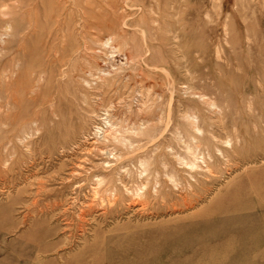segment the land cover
I'll return each instance as SVG.
<instances>
[{"label":"rangeland","instance_id":"1","mask_svg":"<svg viewBox=\"0 0 264 264\" xmlns=\"http://www.w3.org/2000/svg\"><path fill=\"white\" fill-rule=\"evenodd\" d=\"M0 84V264H264V0H0ZM192 112L230 150L195 179Z\"/></svg>","mask_w":264,"mask_h":264},{"label":"bare ground","instance_id":"2","mask_svg":"<svg viewBox=\"0 0 264 264\" xmlns=\"http://www.w3.org/2000/svg\"><path fill=\"white\" fill-rule=\"evenodd\" d=\"M13 14V13H12ZM5 16V15H4ZM155 21V20H154ZM156 22V21H155ZM125 25V24H124ZM144 26V25H143ZM14 28V24L13 23H8V29L13 30ZM146 30V29H145ZM123 32V31H122ZM145 33V32H144ZM4 36V35H3ZM110 37V35H108ZM115 36V35H114ZM113 36V37H114ZM144 37V36H143ZM4 38V37H3ZM115 38V37H114ZM120 38V37H119ZM107 39V38H106ZM113 41V40H112ZM107 42V41H106ZM110 42V38L108 40V42L106 43V45H108V43ZM129 45V44H128ZM127 45V46H128ZM125 46V44H124ZM144 46V45H143ZM119 47V46H117ZM115 47V48H117ZM112 48V47H111ZM114 48V46H113ZM113 48L111 51H113ZM124 48V47H123ZM129 48V46H128ZM127 48V49H128ZM144 48V47H142ZM126 49V50H127ZM109 50V49H108ZM116 50V49H115ZM114 50V51H115ZM119 50V49H118ZM110 51V52H111ZM123 52V51H122ZM128 53V52H127ZM218 53V52H217ZM113 54V53H112ZM12 60V59H11ZM15 62V61H14ZM132 62V61H131ZM10 63V62H9ZM14 64V63H13ZM18 65V64H17ZM149 66V65H148ZM3 68V67H2ZM106 67H104L105 69ZM117 68V67H116ZM119 68V67H118ZM114 69V68H113ZM112 69V70H113ZM165 69V68H164ZM4 71V70H2ZM114 71V70H113ZM14 72V70H13ZM63 72V71H62ZM140 72V71H139ZM169 72V71H168ZM10 72H8L7 70L3 72V76L2 77H9L10 76ZM43 73V72H42ZM92 73V72H91ZM110 73V72H109ZM116 73V72H115ZM2 74V73H1ZM15 74V73H14ZM64 74V73H63ZM105 74V73H104ZM190 74V73H189ZM13 75V74H12ZM43 75V74H42ZM103 75V74H102ZM106 75V74H105ZM173 77V76H171ZM42 79V78H41ZM2 81V80H1ZM6 81V80H5ZM8 81V80H7ZM6 81V82H7ZM10 81V79H9ZM88 81V80H87ZM37 83V82H36ZM88 83V82H87ZM178 84V83H177ZM1 85V84H0ZM9 85V84H8ZM13 88V87H12ZM100 90V89H99ZM102 90V89H101ZM173 90V89H172ZM32 91V90H31ZM30 91V93H31ZM35 93V92H34ZM198 94V93H197ZM204 94V93H202ZM201 100L203 101V103L205 104H209L212 108H216L218 109V111H224V105H220L219 102L215 99H212L210 97H206L205 95L200 96ZM170 102V101H169ZM172 102V101H171ZM147 104V103H146ZM170 104V103H169ZM2 105V104H1ZM161 106V105H160ZM169 106V105H168ZM172 106V105H171ZM169 106V107H171ZM169 107H167L169 109ZM140 109V108H139ZM3 110V109H2ZM2 110H0L2 112ZM9 110V109H8ZM215 110V109H214ZM171 111V110H170ZM170 111H167L170 113ZM219 111V113H220ZM4 113V112H3ZM204 113V112H203ZM1 115V114H0ZM2 116V115H1ZM107 117V116H106ZM2 118H7L2 117ZM169 118V117H167ZM157 119V118H156ZM186 119L188 120L189 124L187 126H183V127H177V134L175 136V141L176 144L174 145L173 143L169 144L167 147L171 148L172 151L176 154V161L179 165L183 166L185 171H187L190 174L191 178H196V174L193 173V171L197 170V169H206V171L213 173L214 171H218L219 166L221 165V157H225L227 156V152H229L230 150L227 148H222L221 146L211 143L213 140L212 139H205L206 135H205V131L202 128V121H201V116L198 113L192 112L189 113L186 116ZM6 120V119H5ZM169 120V119H168ZM1 121V120H0ZM108 121V120H107ZM171 120H169L170 122ZM167 122V121H166ZM108 126L106 130L111 129H115L117 135H116V141L119 142L120 145H128V143L126 142L127 135L126 133L129 132V130H126L127 127H122L121 129H118L116 127V124H114L113 122L108 121ZM3 124V123H2ZM5 124V122H4ZM168 124V123H167ZM166 124V125H167ZM178 125V124H177ZM1 126V124H0ZM155 127H157L154 124ZM169 126V125H167ZM165 126V127H167ZM102 129V128H101ZM155 130V129H154ZM154 130L152 129V127H144L143 124L138 125L137 127L134 128V131L131 130L132 132H134V134L140 138H142L143 136H147L149 137L150 140L154 141V138H162V136H165V132H167L166 130L163 132V130H158L154 132ZM107 132V131H106ZM97 134V133H96ZM95 134V135H96ZM130 134V133H129ZM99 136V134L97 135ZM106 138V137H104ZM227 138V139H226ZM166 140V137H165ZM130 144L128 147H131L133 145V141L129 140ZM160 141V140H159ZM173 141V140H172ZM163 142V141H162ZM150 143V142H149ZM148 143V144H149ZM136 144V143H135ZM148 144L146 146H148ZM225 144L232 145V137L226 136L225 137ZM145 146V147H146ZM139 147V146H138ZM144 147V148H145ZM140 148V147H139ZM143 148V147H142ZM143 148V149H144ZM140 150V149H139ZM138 150V151H139ZM142 150V149H141ZM134 154V153H133ZM128 156V155H127ZM126 156V157H127ZM140 165V175H139V179L141 180V177L143 175V173H147V176L145 178L142 179V182L140 183V186L138 188V190H141L143 187H145L146 182L148 183H155V188L157 187L158 184H161V177L163 175H165L166 177H168V182H171L173 185L178 186L182 185L183 187H185V185H188L190 183V185H193L191 180H186L179 172L181 171L179 168H177L176 166H173V164H171L170 161H168V159L163 158L161 159L159 162H155L153 159V155H149L147 157H138L137 159V165ZM172 165V166H171ZM172 167V168H171ZM215 169V170H214ZM189 170V171H188ZM139 174V173H138ZM163 174V175H162ZM200 178V177H199ZM143 186V187H142ZM162 187V186H161ZM161 187L159 189H157V192H160ZM203 189V187H202ZM207 191V188L204 189ZM209 190V189H208ZM210 191V190H209ZM140 192V191H139ZM185 192V191H184ZM204 192V191H203ZM202 193V192H201ZM207 193V192H206ZM203 194V193H202ZM203 196V195H201Z\"/></svg>","mask_w":264,"mask_h":264}]
</instances>
